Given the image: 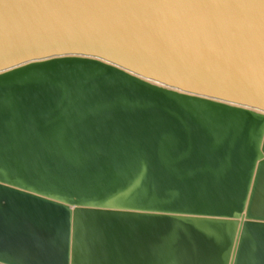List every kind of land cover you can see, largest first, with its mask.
Here are the masks:
<instances>
[{
  "label": "water",
  "instance_id": "1",
  "mask_svg": "<svg viewBox=\"0 0 264 264\" xmlns=\"http://www.w3.org/2000/svg\"><path fill=\"white\" fill-rule=\"evenodd\" d=\"M0 22V264H264V11L2 0Z\"/></svg>",
  "mask_w": 264,
  "mask_h": 264
},
{
  "label": "snow or ice",
  "instance_id": "2",
  "mask_svg": "<svg viewBox=\"0 0 264 264\" xmlns=\"http://www.w3.org/2000/svg\"><path fill=\"white\" fill-rule=\"evenodd\" d=\"M2 2V0H0ZM19 3H81V4H169V5H187V6H201V5H227V6H244L259 8L264 11V0H18ZM2 23V22H0ZM6 74L0 72V79L5 78ZM40 83L39 81L37 82ZM4 114V99L0 96V149L3 148V134H2V122ZM96 135L111 136L113 138H119L122 133L119 129L105 130L103 127L97 128ZM81 154V148L75 147L69 158L76 159ZM262 256H264V248L261 250ZM235 256L237 264L240 262L238 249L235 250ZM81 255L84 264H95V252L87 244H83L81 247ZM251 259V258H250Z\"/></svg>",
  "mask_w": 264,
  "mask_h": 264
},
{
  "label": "bare ground",
  "instance_id": "3",
  "mask_svg": "<svg viewBox=\"0 0 264 264\" xmlns=\"http://www.w3.org/2000/svg\"><path fill=\"white\" fill-rule=\"evenodd\" d=\"M5 165H8V166L10 165V166H11L12 164L10 163V164H5ZM6 169H7V168H6ZM9 169H12V168H9ZM39 230H40L41 232L46 233V232H45L44 230H42V229H39ZM49 234H55V235H56V233H49Z\"/></svg>",
  "mask_w": 264,
  "mask_h": 264
}]
</instances>
